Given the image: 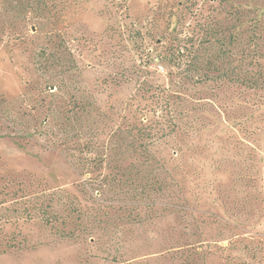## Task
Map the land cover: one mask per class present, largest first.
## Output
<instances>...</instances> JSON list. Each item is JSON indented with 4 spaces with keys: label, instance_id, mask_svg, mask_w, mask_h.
Segmentation results:
<instances>
[{
    "label": "rangeland",
    "instance_id": "1",
    "mask_svg": "<svg viewBox=\"0 0 264 264\" xmlns=\"http://www.w3.org/2000/svg\"><path fill=\"white\" fill-rule=\"evenodd\" d=\"M0 264H264V0H0Z\"/></svg>",
    "mask_w": 264,
    "mask_h": 264
},
{
    "label": "trees",
    "instance_id": "2",
    "mask_svg": "<svg viewBox=\"0 0 264 264\" xmlns=\"http://www.w3.org/2000/svg\"><path fill=\"white\" fill-rule=\"evenodd\" d=\"M201 80H202V81H207V80H206V77L202 78ZM139 136L142 138V137H144L145 135H144L143 133H139ZM139 136H138V137H139ZM82 152H84V151H82Z\"/></svg>",
    "mask_w": 264,
    "mask_h": 264
}]
</instances>
